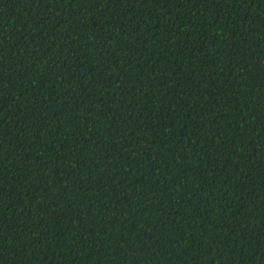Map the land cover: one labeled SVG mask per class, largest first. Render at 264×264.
Listing matches in <instances>:
<instances>
[{"label": "trees", "instance_id": "trees-1", "mask_svg": "<svg viewBox=\"0 0 264 264\" xmlns=\"http://www.w3.org/2000/svg\"><path fill=\"white\" fill-rule=\"evenodd\" d=\"M0 40V264H264V0H0Z\"/></svg>", "mask_w": 264, "mask_h": 264}, {"label": "snow or ice", "instance_id": "snow-or-ice-1", "mask_svg": "<svg viewBox=\"0 0 264 264\" xmlns=\"http://www.w3.org/2000/svg\"><path fill=\"white\" fill-rule=\"evenodd\" d=\"M249 2H251V0H249ZM0 41H2V40H0ZM2 42H0V46H2ZM8 51H10V48L8 49ZM3 53L4 52H0V61H2V57H3ZM0 63H2V62H0ZM13 71H15V69H13ZM3 81H0V83H2ZM2 89H0V93H2ZM20 99V95H19V93H15V96H14V101L15 100H19ZM27 99V98H26ZM23 103V101L21 102V104ZM0 112H2V111H0ZM101 143V139H100V142H99V144ZM115 178V177H114Z\"/></svg>", "mask_w": 264, "mask_h": 264}]
</instances>
